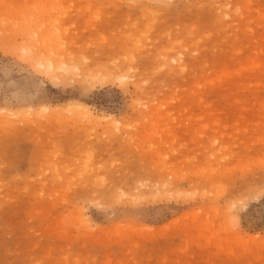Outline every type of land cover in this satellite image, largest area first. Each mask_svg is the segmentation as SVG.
<instances>
[{
    "label": "rangeland",
    "instance_id": "rangeland-1",
    "mask_svg": "<svg viewBox=\"0 0 264 264\" xmlns=\"http://www.w3.org/2000/svg\"><path fill=\"white\" fill-rule=\"evenodd\" d=\"M0 107V264H264V0H0Z\"/></svg>",
    "mask_w": 264,
    "mask_h": 264
},
{
    "label": "bare ground",
    "instance_id": "bare-ground-1",
    "mask_svg": "<svg viewBox=\"0 0 264 264\" xmlns=\"http://www.w3.org/2000/svg\"><path fill=\"white\" fill-rule=\"evenodd\" d=\"M8 34V32H7ZM11 34V33H10ZM8 36V35H6ZM5 38V37H4ZM8 39V38H7ZM12 39V38H11ZM8 41V40H7ZM6 41V42H7ZM5 42V43H6ZM10 41H8L9 43ZM45 49V48H44ZM259 54V53H258ZM258 54H256L255 56H258ZM20 55L22 57V59H24L26 62H32L36 67H43L42 70H44V73L46 74V77L48 79H50L54 84H64L66 83L70 77L72 78H75L76 79V74H75V67L71 66L68 64V62L66 63L63 59L62 56L59 55V57L57 56H51L49 59L47 60H44L41 58L40 54L36 51V50H32V51H29V49H26V50H21L20 52ZM254 55V54H253ZM65 57V56H64ZM56 58V59H55ZM177 58V57H175ZM58 59V60H57ZM256 59V58H255ZM258 59V57H257ZM257 61V60H256ZM255 61V62H256ZM258 63V61H257ZM89 75H91V81H93V85L94 86H106L108 84H111V83H115L116 82V78H114V76L110 73V72H107L106 70L102 69V66L101 68L99 69H95V71H91L89 72ZM93 86V87H94ZM67 111H71V112H77L76 110H78V112H83V114H85L86 118L88 120H91V121H95V120H100V118L104 117V118H111L113 117L112 114H108V115H103V116H100V115H97L92 109L91 107L89 106V104L85 103V102H81V101H77V102H70L67 106ZM49 105L48 106H45L44 109H49ZM44 109H41V110H44ZM31 110L34 111V109L31 107ZM75 110V111H73ZM7 112V109L6 108H3V107H0V113L1 112ZM25 111V110H24ZM30 112V111H29ZM10 113V112H9ZM32 113V112H30ZM72 114V113H71ZM5 115V114H4ZM8 116V115H7ZM115 117V116H114ZM114 119V118H112ZM144 187H137V194L133 197L130 195L129 191H124L123 189H121L123 192L120 194L121 198H126L130 197L132 198L131 200H129L128 202L131 204V203H136L138 204L137 202L138 201H142L145 199L147 201L151 200L152 199H155L156 195L154 196L150 190L148 193H151V194H148L146 195V192L148 191V187H145V185H143ZM150 186L151 185H147ZM153 187V186H152ZM144 188H147V191L145 189V194H144ZM161 188V187H160ZM247 188V187H246ZM155 189V188H154ZM164 189V188H162ZM161 189V190H162ZM160 191V189H158ZM156 192H159L157 191V189L155 190ZM243 191V190H242ZM120 192V191H119ZM153 192V191H152ZM162 192V191H161ZM154 193V192H153ZM164 193V191H163ZM119 194V193H118ZM157 194V193H156ZM115 195V194H114ZM159 195V194H157ZM250 196V195H249ZM116 197V196H115ZM155 197V198H154ZM257 198V196H255ZM157 198H159L157 196ZM163 198V197H161ZM114 199V198H113ZM128 200V199H127ZM157 200V199H156ZM160 201L163 200V199H159ZM150 202V201H149ZM99 203V202H98ZM129 204V205H130ZM244 208L247 207V204H244L243 206ZM83 212V211H82ZM80 213V212H79ZM81 214V213H80ZM84 215V214H83ZM197 216V215H196ZM238 218V217H237ZM236 218V220L238 221V219ZM89 222V221H88ZM239 226H240V223H238ZM237 224V225H238ZM241 227V226H240ZM100 229V228H98ZM239 229V228H238ZM238 235H239V238L241 241L243 242H259V241H263L262 243H264V233H260V232H257V233H249V232H243L242 230H238Z\"/></svg>",
    "mask_w": 264,
    "mask_h": 264
}]
</instances>
